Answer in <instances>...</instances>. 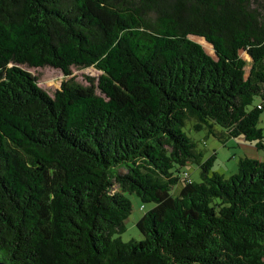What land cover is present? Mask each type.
<instances>
[{"label": "trees", "instance_id": "16d2710c", "mask_svg": "<svg viewBox=\"0 0 264 264\" xmlns=\"http://www.w3.org/2000/svg\"><path fill=\"white\" fill-rule=\"evenodd\" d=\"M263 113L264 0H0V261L264 264V161L226 178L185 132L264 149Z\"/></svg>", "mask_w": 264, "mask_h": 264}, {"label": "rangeland", "instance_id": "374dc122", "mask_svg": "<svg viewBox=\"0 0 264 264\" xmlns=\"http://www.w3.org/2000/svg\"><path fill=\"white\" fill-rule=\"evenodd\" d=\"M192 40L202 44L206 52L212 57H216L214 48L208 47L203 40L199 37H191ZM206 41V40H205ZM241 56L247 61L251 62V58L246 52H241ZM24 69L28 70L33 75L39 77L40 87L47 91L50 95H53L57 90L61 88L64 81L74 78L75 81L88 85V77L98 78L102 73L94 67L87 69H72L71 76H65L61 71L46 67V68H29L24 66ZM250 66L247 67L249 71ZM259 102L260 99L258 98ZM260 127L264 129V113L262 114ZM185 132L193 139L198 141V150L203 153V159L208 160L211 156L216 154V160L213 163L212 172L222 174L226 178L237 173L238 163L241 158L247 156L251 159H259L264 161V149H258L255 145L249 144L243 138L233 139L228 138L225 143L219 138L209 135L207 131L196 132L193 130L192 124L188 123L185 128ZM192 181H200V169L196 164L188 165L184 168ZM182 184H178L174 190V194H179ZM129 200L132 203L133 210L129 218L125 222V232L122 234H116L115 238H120L123 242L127 243L131 240L141 241L143 236L137 228V222L153 208V204H142L139 198L135 195H128Z\"/></svg>", "mask_w": 264, "mask_h": 264}, {"label": "water", "instance_id": "95a60500", "mask_svg": "<svg viewBox=\"0 0 264 264\" xmlns=\"http://www.w3.org/2000/svg\"><path fill=\"white\" fill-rule=\"evenodd\" d=\"M0 264H3V263L0 261Z\"/></svg>", "mask_w": 264, "mask_h": 264}, {"label": "built area", "instance_id": "2783aa9c", "mask_svg": "<svg viewBox=\"0 0 264 264\" xmlns=\"http://www.w3.org/2000/svg\"><path fill=\"white\" fill-rule=\"evenodd\" d=\"M185 176L187 177L188 175L186 174Z\"/></svg>", "mask_w": 264, "mask_h": 264}, {"label": "crops", "instance_id": "0c3cea01", "mask_svg": "<svg viewBox=\"0 0 264 264\" xmlns=\"http://www.w3.org/2000/svg\"><path fill=\"white\" fill-rule=\"evenodd\" d=\"M259 160V159H258ZM263 161V160H262Z\"/></svg>", "mask_w": 264, "mask_h": 264}]
</instances>
